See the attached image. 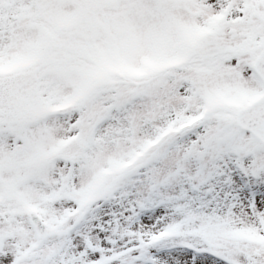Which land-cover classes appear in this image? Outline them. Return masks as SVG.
<instances>
[{
	"label": "snow or ice",
	"instance_id": "1",
	"mask_svg": "<svg viewBox=\"0 0 264 264\" xmlns=\"http://www.w3.org/2000/svg\"><path fill=\"white\" fill-rule=\"evenodd\" d=\"M0 264H264V0H0Z\"/></svg>",
	"mask_w": 264,
	"mask_h": 264
}]
</instances>
